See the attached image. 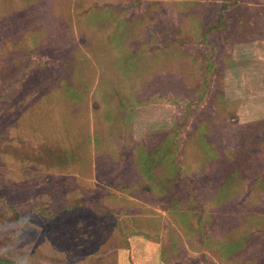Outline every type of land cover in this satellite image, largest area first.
Listing matches in <instances>:
<instances>
[{
  "label": "rangeland",
  "instance_id": "rangeland-1",
  "mask_svg": "<svg viewBox=\"0 0 264 264\" xmlns=\"http://www.w3.org/2000/svg\"><path fill=\"white\" fill-rule=\"evenodd\" d=\"M0 264H264V0H0Z\"/></svg>",
  "mask_w": 264,
  "mask_h": 264
}]
</instances>
